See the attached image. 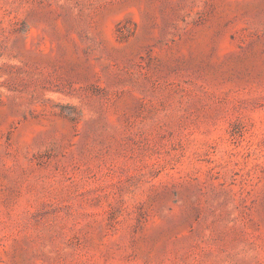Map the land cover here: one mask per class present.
Wrapping results in <instances>:
<instances>
[{
    "label": "rangeland",
    "instance_id": "rangeland-1",
    "mask_svg": "<svg viewBox=\"0 0 264 264\" xmlns=\"http://www.w3.org/2000/svg\"><path fill=\"white\" fill-rule=\"evenodd\" d=\"M0 264H264V0H0Z\"/></svg>",
    "mask_w": 264,
    "mask_h": 264
}]
</instances>
